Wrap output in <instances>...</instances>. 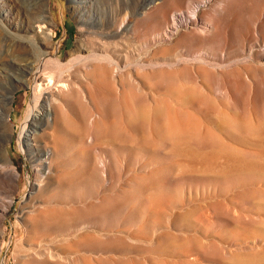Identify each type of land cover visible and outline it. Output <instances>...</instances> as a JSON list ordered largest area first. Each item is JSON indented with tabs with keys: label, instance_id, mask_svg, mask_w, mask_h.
<instances>
[{
	"label": "rangeland",
	"instance_id": "rangeland-1",
	"mask_svg": "<svg viewBox=\"0 0 264 264\" xmlns=\"http://www.w3.org/2000/svg\"><path fill=\"white\" fill-rule=\"evenodd\" d=\"M188 2L91 0L81 18L71 0H47V52L63 70L80 42L135 50L114 78L103 65L110 98L44 131L56 155L50 168L37 171L18 143L28 107L40 104L34 75L14 89L6 146L20 177L0 224V264H264V55L255 43L264 0H219L239 11L228 43L199 32L216 23L214 3L200 7L196 25L152 42L170 10ZM196 51L205 62L189 60ZM150 58L173 66H138ZM98 64L72 71L86 92ZM226 85L228 96L217 89Z\"/></svg>",
	"mask_w": 264,
	"mask_h": 264
},
{
	"label": "bare ground",
	"instance_id": "bare-ground-1",
	"mask_svg": "<svg viewBox=\"0 0 264 264\" xmlns=\"http://www.w3.org/2000/svg\"><path fill=\"white\" fill-rule=\"evenodd\" d=\"M46 2L47 0H7L6 2H0V192L7 194L8 197L5 203H0V224L4 211L12 202L11 195L13 191L19 187L20 174L14 166L6 146V143L11 141L13 134L10 112L14 99L13 91L16 86L28 84V79L25 78L27 73L34 75V83L39 88L35 90L36 92L33 95H37L40 104L35 102L28 107L20 128L18 143L21 151L26 154L29 160L37 162V165L34 163L37 166V171L45 167L50 168L56 155L52 154V151L43 141L44 131L47 128H52L53 131L58 132L62 128L61 126L79 120L86 111L92 112V109L94 110L102 103L103 99L110 98V91L106 86L107 70L103 65L111 67V77L114 78L115 73L123 71L127 67V60L135 50H131L125 42L113 46L111 49L109 48L110 50H105L104 47L96 48L80 42L72 52H69V61L67 60L66 69L63 70L62 61L48 55L47 52L52 47L53 42V32H51L53 21L48 15L49 9ZM71 2L74 13L81 18L84 17L86 10L91 5V0H71ZM211 3H214L217 7L216 23L211 21L206 23L205 27L199 32L200 34H210L208 41L211 43H228L235 34L238 25L236 14L239 11L234 9L233 4H225L219 2V0H190L186 7L172 8L169 12L170 17L165 19L160 31L152 36V42L168 38L174 29L176 30L182 25H196L199 20L198 10L200 7ZM154 10L156 12L160 11V6L155 7ZM14 19L17 21L13 22ZM122 25L117 32L121 31ZM39 41L44 45V47L41 46L43 49L40 48ZM249 43L247 46L252 51L256 45L252 42ZM255 43L258 45V51L264 55V38L256 40ZM198 52L194 53L189 60L205 62L203 55ZM160 60L154 61L150 58L142 63L138 62V66L142 68L158 65L173 66L170 63L171 60ZM89 62L100 63L98 64L100 69L98 78L92 82V85L90 84L91 87L87 93L81 85L74 81L76 79L72 78L74 76L72 71L76 65ZM42 86L46 89L41 90ZM217 89L226 96L230 93L227 85L226 87L219 86ZM177 90L180 93L187 92L183 87ZM64 93L68 95L69 99L63 105L61 97ZM76 100H78L79 105L76 104ZM141 112L143 113V110ZM52 113L54 119L50 118ZM42 119L46 120L45 125L38 121ZM88 139L90 140V138ZM99 162L104 172V161ZM48 171L49 169H47ZM39 185V183H34V186ZM26 208H30V206L25 205L22 207L23 210Z\"/></svg>",
	"mask_w": 264,
	"mask_h": 264
}]
</instances>
